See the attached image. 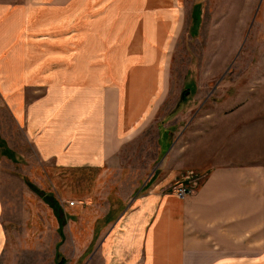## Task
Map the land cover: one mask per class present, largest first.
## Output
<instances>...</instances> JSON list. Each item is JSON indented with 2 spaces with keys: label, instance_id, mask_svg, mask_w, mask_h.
Segmentation results:
<instances>
[{
  "label": "rangeland",
  "instance_id": "374dc122",
  "mask_svg": "<svg viewBox=\"0 0 264 264\" xmlns=\"http://www.w3.org/2000/svg\"><path fill=\"white\" fill-rule=\"evenodd\" d=\"M75 5L84 14L78 41L86 36L85 26L108 38L101 52L110 60L112 83L118 75L122 96L153 90L157 98L147 104L152 113L137 120L133 134L99 170L60 169L50 158L39 160L24 146L12 118L0 114L1 215L6 250L17 252L18 264H31L34 257H28L38 252L32 264L46 257L53 264L66 260L73 250L69 240L62 244L71 231L68 218L85 214L88 203L100 216L109 197L125 205L164 174L172 176L173 195L178 185L191 186L194 193L207 169L247 165L264 155V0H80ZM158 29L162 45L152 41ZM114 61L123 63L117 73ZM78 70L67 92L72 90L82 108L88 106L83 96L96 94L98 86ZM136 96L121 102V113L127 105L145 103ZM42 196L59 208L61 241L44 220ZM29 204L37 205H31L37 224L26 228L23 210ZM76 224L82 247L86 224L80 219Z\"/></svg>",
  "mask_w": 264,
  "mask_h": 264
},
{
  "label": "crops",
  "instance_id": "0c3cea01",
  "mask_svg": "<svg viewBox=\"0 0 264 264\" xmlns=\"http://www.w3.org/2000/svg\"><path fill=\"white\" fill-rule=\"evenodd\" d=\"M79 1L0 0V114L12 118L24 146L39 160L50 158L60 169L99 170L133 134L137 120L152 113L147 104L157 92L129 90L122 96L118 75L112 83L110 60L101 52L108 38L100 39L85 26L86 36L78 41L84 18L75 5ZM169 20L167 16L166 33ZM159 31L152 41L162 45L161 38L156 40ZM122 65L113 62L115 73ZM79 67L98 86L96 94L83 96L88 106L82 108L76 96L72 99V90L67 92ZM136 95L145 103L127 105L121 113V102ZM122 115L128 118L123 121ZM171 177L155 179L125 205L122 200L109 202V197L100 216L93 214L92 203L86 204L85 214H71V231L62 244L69 240L73 250L62 264H79L82 258V264H264V155L247 165L207 169L193 195L183 201L171 192ZM31 205L23 210L26 228L37 224L31 211L37 205ZM40 205L61 241L60 216L44 201ZM1 211L0 206V264H18L17 252L6 250ZM79 219L86 224L82 247ZM11 223L18 224L16 219ZM35 254L28 258L34 261ZM43 260L40 264H53L52 258Z\"/></svg>",
  "mask_w": 264,
  "mask_h": 264
},
{
  "label": "built area",
  "instance_id": "2783aa9c",
  "mask_svg": "<svg viewBox=\"0 0 264 264\" xmlns=\"http://www.w3.org/2000/svg\"><path fill=\"white\" fill-rule=\"evenodd\" d=\"M193 185V184H192ZM193 194V188L191 186L178 185L174 190V196L178 200H183ZM70 207L73 205L72 202L67 203Z\"/></svg>",
  "mask_w": 264,
  "mask_h": 264
},
{
  "label": "trees",
  "instance_id": "16d2710c",
  "mask_svg": "<svg viewBox=\"0 0 264 264\" xmlns=\"http://www.w3.org/2000/svg\"><path fill=\"white\" fill-rule=\"evenodd\" d=\"M44 203L48 204V206L50 207V209H52V211L57 214V211L59 210V208L57 206H55V204L53 203H48L49 201H45L43 200ZM58 264H62V262L60 261Z\"/></svg>",
  "mask_w": 264,
  "mask_h": 264
}]
</instances>
